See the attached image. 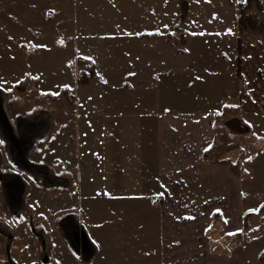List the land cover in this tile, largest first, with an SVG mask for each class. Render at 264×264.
I'll use <instances>...</instances> for the list:
<instances>
[{
    "label": "rangeland",
    "instance_id": "rangeland-1",
    "mask_svg": "<svg viewBox=\"0 0 264 264\" xmlns=\"http://www.w3.org/2000/svg\"><path fill=\"white\" fill-rule=\"evenodd\" d=\"M186 1L0 0V264H159L142 195L93 175L136 184L145 110L213 100L216 155L255 177L241 239L210 245L264 264V0Z\"/></svg>",
    "mask_w": 264,
    "mask_h": 264
},
{
    "label": "crops",
    "instance_id": "crops-1",
    "mask_svg": "<svg viewBox=\"0 0 264 264\" xmlns=\"http://www.w3.org/2000/svg\"><path fill=\"white\" fill-rule=\"evenodd\" d=\"M236 48L235 58L234 54L232 57L236 62L235 72ZM235 72L229 75L230 80L236 81ZM238 75L241 76L240 72ZM232 89L225 90L226 97L235 98L237 94L241 97L242 86L236 94ZM213 104L214 100L208 106L194 109L145 110L143 116L152 132V165L147 169L142 166V170L135 167L137 173L131 176L139 180L136 184L131 185L124 179L115 190L108 181L114 177L112 171L107 170L102 176L107 178L106 184L99 181L102 172L93 175L96 195L100 192L142 195V202L155 219L159 264H243L240 246L216 250L210 245L221 232L223 235L218 236V241L241 239L244 196L255 177L252 171L253 179L246 182L247 171L243 170L242 163H236V154L226 159L216 155L218 139ZM236 142L241 148V140ZM123 173L122 178L126 175ZM120 200H130V196Z\"/></svg>",
    "mask_w": 264,
    "mask_h": 264
},
{
    "label": "trees",
    "instance_id": "trees-1",
    "mask_svg": "<svg viewBox=\"0 0 264 264\" xmlns=\"http://www.w3.org/2000/svg\"><path fill=\"white\" fill-rule=\"evenodd\" d=\"M180 3H182V9L180 11V14H179V20L180 21H183L186 14H187V10H186V6H185V2H187L186 0H179ZM184 10V11H182ZM241 26L244 24V19H240V23H239ZM239 48H240V45H239ZM239 72V70H238Z\"/></svg>",
    "mask_w": 264,
    "mask_h": 264
},
{
    "label": "flooded vegetation",
    "instance_id": "flooded-vegetation-1",
    "mask_svg": "<svg viewBox=\"0 0 264 264\" xmlns=\"http://www.w3.org/2000/svg\"><path fill=\"white\" fill-rule=\"evenodd\" d=\"M5 112H6V110H5ZM11 124V123H10ZM40 124V123H39ZM11 126H12V130H14L13 132H15V134H16V132H18V126L17 125H14V124H11ZM14 134V133H13ZM16 136H17V139H18V137L20 136L19 134L17 135L16 134ZM16 138V137H15ZM13 140H14V138H13ZM14 141H16V140H14Z\"/></svg>",
    "mask_w": 264,
    "mask_h": 264
},
{
    "label": "bare ground",
    "instance_id": "bare-ground-1",
    "mask_svg": "<svg viewBox=\"0 0 264 264\" xmlns=\"http://www.w3.org/2000/svg\"><path fill=\"white\" fill-rule=\"evenodd\" d=\"M0 93H1V98L3 99V97H4V96H3V94H2V92H1V91H0ZM2 96H3V97H2ZM4 110H5V109H4ZM34 124H35V123H34ZM9 125H10V128L12 129V126H11V124H10V123H9ZM37 125H38V126H40V124H39V123H37ZM12 137H13V136H12Z\"/></svg>",
    "mask_w": 264,
    "mask_h": 264
},
{
    "label": "snow or ice",
    "instance_id": "snow-or-ice-1",
    "mask_svg": "<svg viewBox=\"0 0 264 264\" xmlns=\"http://www.w3.org/2000/svg\"><path fill=\"white\" fill-rule=\"evenodd\" d=\"M199 78V77H198ZM165 111H169V109H165ZM247 123V122H246ZM173 130H175V129H173ZM209 147H211V146H209ZM205 151H207V149H205ZM250 159V158H249ZM245 171H247V169H245ZM161 187H164L163 185H161Z\"/></svg>",
    "mask_w": 264,
    "mask_h": 264
}]
</instances>
